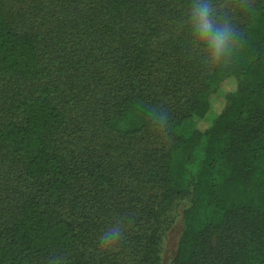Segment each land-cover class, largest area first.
Here are the masks:
<instances>
[{
    "label": "trees",
    "instance_id": "trees-1",
    "mask_svg": "<svg viewBox=\"0 0 264 264\" xmlns=\"http://www.w3.org/2000/svg\"><path fill=\"white\" fill-rule=\"evenodd\" d=\"M189 6L0 0V264H161L182 201L171 264H264V0H215L219 67Z\"/></svg>",
    "mask_w": 264,
    "mask_h": 264
},
{
    "label": "clouds",
    "instance_id": "clouds-1",
    "mask_svg": "<svg viewBox=\"0 0 264 264\" xmlns=\"http://www.w3.org/2000/svg\"><path fill=\"white\" fill-rule=\"evenodd\" d=\"M214 11L215 0H190L186 19L189 35L203 62L219 67L232 59L237 38L232 35L231 25L216 17ZM123 233V226L108 227L100 237L101 245L118 244Z\"/></svg>",
    "mask_w": 264,
    "mask_h": 264
},
{
    "label": "rangeland",
    "instance_id": "rangeland-1",
    "mask_svg": "<svg viewBox=\"0 0 264 264\" xmlns=\"http://www.w3.org/2000/svg\"><path fill=\"white\" fill-rule=\"evenodd\" d=\"M215 115L210 112L209 119L212 122ZM188 201H182L174 205L168 210V224H165V234L161 242V264H171L179 244V240L184 227L183 210L187 206Z\"/></svg>",
    "mask_w": 264,
    "mask_h": 264
}]
</instances>
